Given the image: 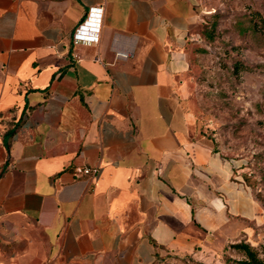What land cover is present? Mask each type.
<instances>
[{"label": "crops", "instance_id": "1", "mask_svg": "<svg viewBox=\"0 0 264 264\" xmlns=\"http://www.w3.org/2000/svg\"><path fill=\"white\" fill-rule=\"evenodd\" d=\"M91 6L99 41L77 40ZM199 15L0 0V264H171L247 241L262 208L185 103Z\"/></svg>", "mask_w": 264, "mask_h": 264}, {"label": "rangeland", "instance_id": "2", "mask_svg": "<svg viewBox=\"0 0 264 264\" xmlns=\"http://www.w3.org/2000/svg\"><path fill=\"white\" fill-rule=\"evenodd\" d=\"M194 1L200 15L192 28L185 103L196 131L233 160L235 174L259 202L263 217L247 242L263 258L264 0ZM245 257L226 245L171 264H240Z\"/></svg>", "mask_w": 264, "mask_h": 264}, {"label": "built area", "instance_id": "3", "mask_svg": "<svg viewBox=\"0 0 264 264\" xmlns=\"http://www.w3.org/2000/svg\"><path fill=\"white\" fill-rule=\"evenodd\" d=\"M103 7L91 6L88 8L86 16L80 21L74 29L73 37L77 40H87L98 42L100 37L101 20ZM133 54L132 46L114 47L115 59H127ZM98 171L96 166H84L75 169V175H95Z\"/></svg>", "mask_w": 264, "mask_h": 264}, {"label": "trees", "instance_id": "4", "mask_svg": "<svg viewBox=\"0 0 264 264\" xmlns=\"http://www.w3.org/2000/svg\"><path fill=\"white\" fill-rule=\"evenodd\" d=\"M228 247H232L235 250H240L246 256L239 260L240 264H264V257L260 258L258 256L257 250H255L249 242L241 239L239 241L230 242L227 244ZM263 251H264V244H263Z\"/></svg>", "mask_w": 264, "mask_h": 264}]
</instances>
